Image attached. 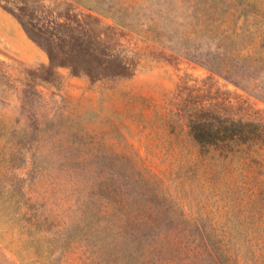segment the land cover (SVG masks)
I'll return each mask as SVG.
<instances>
[{
    "label": "rangeland",
    "instance_id": "1",
    "mask_svg": "<svg viewBox=\"0 0 264 264\" xmlns=\"http://www.w3.org/2000/svg\"><path fill=\"white\" fill-rule=\"evenodd\" d=\"M133 1L161 12L166 37L202 25L203 53L222 22L262 51L264 0ZM48 65L0 3V264H264V138L202 147L189 127L204 108L264 131L253 84L183 57L97 81L66 67L44 80Z\"/></svg>",
    "mask_w": 264,
    "mask_h": 264
},
{
    "label": "trees",
    "instance_id": "2",
    "mask_svg": "<svg viewBox=\"0 0 264 264\" xmlns=\"http://www.w3.org/2000/svg\"><path fill=\"white\" fill-rule=\"evenodd\" d=\"M64 2L66 6L60 10V3L51 5L45 0H0L29 37L47 52L49 65L44 68L47 73L44 80L52 79L58 67L97 81L134 74L142 56L165 61L183 57L210 72L223 74L225 79L251 94L250 84H253L255 96L264 100V39L253 44V48L262 47L260 53L239 48L235 37L238 31L224 27L226 23L222 22L218 24L214 53H203L201 43L193 37L202 25L186 23L184 30L178 27L166 37L163 15L160 11L149 12L145 3L133 0ZM75 4L88 11L75 9ZM101 15L111 18L113 24L104 25ZM189 127L193 139L202 147H241L264 138L260 123L222 117L204 108L190 119Z\"/></svg>",
    "mask_w": 264,
    "mask_h": 264
}]
</instances>
